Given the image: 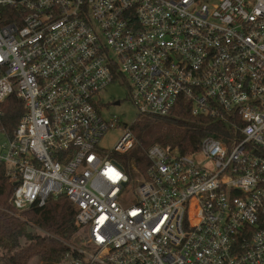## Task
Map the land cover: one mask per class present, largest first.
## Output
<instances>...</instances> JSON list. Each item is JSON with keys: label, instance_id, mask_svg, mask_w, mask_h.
Returning <instances> with one entry per match:
<instances>
[{"label": "built area", "instance_id": "built-area-1", "mask_svg": "<svg viewBox=\"0 0 264 264\" xmlns=\"http://www.w3.org/2000/svg\"><path fill=\"white\" fill-rule=\"evenodd\" d=\"M115 81L138 117L184 102L238 135L156 143L129 171L137 139L100 95ZM10 96L25 107L12 138L0 128L15 213L77 209L84 247L64 241L61 264H264V0H0Z\"/></svg>", "mask_w": 264, "mask_h": 264}, {"label": "trees", "instance_id": "trees-1", "mask_svg": "<svg viewBox=\"0 0 264 264\" xmlns=\"http://www.w3.org/2000/svg\"><path fill=\"white\" fill-rule=\"evenodd\" d=\"M24 114L20 98L10 96L0 102V128L9 138L13 137ZM130 128L137 143L122 158L129 171L133 162L141 171L145 170L148 162L144 149L156 143L192 152L204 137H215L230 148L234 135H238L231 122L194 116L184 102L164 116H139ZM14 189V180L7 176L5 167L0 166V259L7 264H61L71 251L64 241H80L83 236L76 224V207L66 196H60L50 198L43 207L34 206L16 214L11 205ZM35 227L47 234L35 233Z\"/></svg>", "mask_w": 264, "mask_h": 264}, {"label": "rangeland", "instance_id": "rangeland-1", "mask_svg": "<svg viewBox=\"0 0 264 264\" xmlns=\"http://www.w3.org/2000/svg\"><path fill=\"white\" fill-rule=\"evenodd\" d=\"M103 102L107 105V110L111 114L117 115L119 120L123 123L132 124L138 118V111L134 103L128 97V89L126 85L115 81L110 84L101 94ZM120 100V104L115 101ZM122 130L119 126L111 129L106 136L101 140V145L111 149L120 137ZM132 196L127 195L130 200ZM35 233L47 234L46 231L37 227L33 230ZM77 246L84 247L82 241L75 242Z\"/></svg>", "mask_w": 264, "mask_h": 264}, {"label": "water", "instance_id": "water-1", "mask_svg": "<svg viewBox=\"0 0 264 264\" xmlns=\"http://www.w3.org/2000/svg\"><path fill=\"white\" fill-rule=\"evenodd\" d=\"M115 103H116V104H119V103H120V101H119V100H117V101H115ZM14 184H15V183H14Z\"/></svg>", "mask_w": 264, "mask_h": 264}]
</instances>
